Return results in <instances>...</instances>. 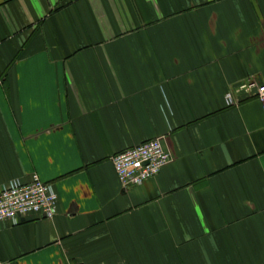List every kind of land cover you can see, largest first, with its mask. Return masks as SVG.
Returning <instances> with one entry per match:
<instances>
[{"label":"crops","instance_id":"0c3cea01","mask_svg":"<svg viewBox=\"0 0 264 264\" xmlns=\"http://www.w3.org/2000/svg\"><path fill=\"white\" fill-rule=\"evenodd\" d=\"M264 0H0V264H264ZM232 102L227 101V94ZM171 160L123 189L114 154Z\"/></svg>","mask_w":264,"mask_h":264},{"label":"built area","instance_id":"2783aa9c","mask_svg":"<svg viewBox=\"0 0 264 264\" xmlns=\"http://www.w3.org/2000/svg\"><path fill=\"white\" fill-rule=\"evenodd\" d=\"M254 92L264 110V84L250 81L243 86ZM232 102V95L227 94ZM115 174L123 189L142 185L154 178L170 162L171 154L160 137L152 138L126 148L110 158ZM57 212V195L51 184L33 175L29 182L13 179L0 189V223H19L28 216L52 218ZM124 264V263H119Z\"/></svg>","mask_w":264,"mask_h":264}]
</instances>
